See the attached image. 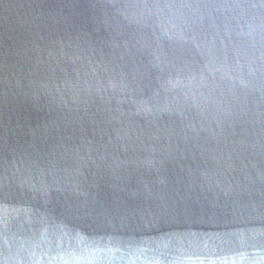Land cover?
Wrapping results in <instances>:
<instances>
[{
	"label": "water",
	"instance_id": "water-1",
	"mask_svg": "<svg viewBox=\"0 0 264 264\" xmlns=\"http://www.w3.org/2000/svg\"><path fill=\"white\" fill-rule=\"evenodd\" d=\"M0 264H264V0H0Z\"/></svg>",
	"mask_w": 264,
	"mask_h": 264
}]
</instances>
